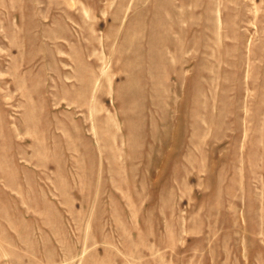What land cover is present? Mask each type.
<instances>
[{
  "label": "rangeland",
  "instance_id": "rangeland-1",
  "mask_svg": "<svg viewBox=\"0 0 264 264\" xmlns=\"http://www.w3.org/2000/svg\"><path fill=\"white\" fill-rule=\"evenodd\" d=\"M0 264H264V0H0Z\"/></svg>",
  "mask_w": 264,
  "mask_h": 264
}]
</instances>
